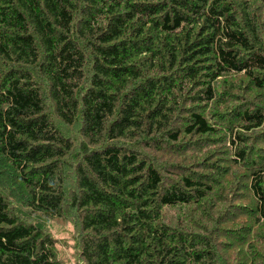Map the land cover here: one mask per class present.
I'll return each mask as SVG.
<instances>
[{
	"label": "trees",
	"instance_id": "trees-1",
	"mask_svg": "<svg viewBox=\"0 0 264 264\" xmlns=\"http://www.w3.org/2000/svg\"><path fill=\"white\" fill-rule=\"evenodd\" d=\"M239 1L0 0V164L14 171L34 215L60 219L71 204L86 264H222L211 237L165 214L206 199L211 179L183 176L185 188L167 186L151 156L122 142L141 137L160 149L156 136L171 125L189 83L201 87L190 97L200 103H217L218 85L230 77L245 76L264 93L260 18ZM39 80L57 120L81 127L75 156L73 140L47 113ZM233 116L246 131L264 127L262 109ZM186 132L206 136L215 125L194 112ZM167 134L176 143L181 131ZM229 141L234 163H246L254 151L237 148L242 135L232 132ZM71 156L78 163L69 195ZM250 167L264 222V157ZM55 246L0 193V264H59Z\"/></svg>",
	"mask_w": 264,
	"mask_h": 264
},
{
	"label": "rangeland",
	"instance_id": "rangeland-1",
	"mask_svg": "<svg viewBox=\"0 0 264 264\" xmlns=\"http://www.w3.org/2000/svg\"><path fill=\"white\" fill-rule=\"evenodd\" d=\"M239 2H246L259 16L264 41V0ZM39 85L43 90L51 121L60 127L64 135L73 140L75 150L72 156L77 155L83 142L81 127L61 124L47 93L46 83L39 80ZM200 88L189 83L184 93L177 94L181 100L175 107L171 125L164 133L156 136L158 141H161L160 149L149 148V144L141 137L131 145L122 143L127 148L130 146L142 152L144 156H151L167 186L179 183L185 188L183 176L192 175L195 180L201 177L210 178L212 188L207 198L190 206L165 209L168 220L174 226L193 234L211 237L222 264H264V222H259L249 187L252 160L255 157H264V127L246 131L241 128L244 125L241 120H236L233 116L234 113L243 114L247 110H264V93L251 85L245 76L230 77L221 81L218 85V94L221 95L219 101L214 104L191 100L190 97ZM194 112L203 113L209 123L215 125L213 134L197 136L186 132L188 121ZM171 130L181 131L180 139L176 143L167 134ZM232 132L242 135L245 140V143L237 146L238 149L249 151L250 154L254 151L246 163L236 165L233 161L235 148L229 141ZM137 143L142 146L140 149L139 146L134 147ZM72 156L69 158V165L65 167L69 195L74 193L75 180L72 172L78 163ZM218 171L221 175L217 174ZM23 191L14 171L7 164L1 163L0 193L11 209L21 220L40 226L45 235L53 238L59 264H86L80 252L81 238L85 234L78 225V215L71 204H67L60 219L42 218L27 210Z\"/></svg>",
	"mask_w": 264,
	"mask_h": 264
}]
</instances>
